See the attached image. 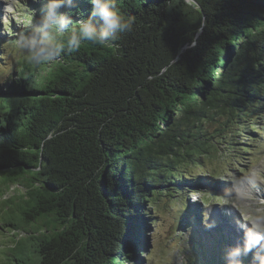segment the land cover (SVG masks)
<instances>
[{"label":"trees","instance_id":"16d2710c","mask_svg":"<svg viewBox=\"0 0 264 264\" xmlns=\"http://www.w3.org/2000/svg\"><path fill=\"white\" fill-rule=\"evenodd\" d=\"M197 4L118 0L134 25L111 46L85 42L13 80V67L6 71L0 177L4 194L19 195L1 210L11 216L12 250L37 241L36 261L17 264H142L160 202L178 204L188 225L201 203L193 194L230 192L203 170L221 144L207 126L228 117L221 134L235 115L239 131L225 143L240 154H254L248 142L264 138V0ZM90 11L77 0L71 14ZM241 256L240 264H264V251Z\"/></svg>","mask_w":264,"mask_h":264},{"label":"rangeland","instance_id":"374dc122","mask_svg":"<svg viewBox=\"0 0 264 264\" xmlns=\"http://www.w3.org/2000/svg\"><path fill=\"white\" fill-rule=\"evenodd\" d=\"M40 2L45 4L44 0H0V46L8 43L2 52L4 60L0 62V86L8 80L9 75L6 71L10 73V67L14 69L13 75L9 76L12 80L16 75L19 77L21 73H25V68L33 69V64L27 61L26 55L17 43L20 38L11 41L10 39L14 35H19L22 30L34 27L38 18L35 9ZM227 118L219 119L218 122L213 121L207 126L210 134L221 144L208 159L204 160L203 170L207 174L219 177L213 182L229 188L230 192L222 195L219 193L216 196H209L208 193L193 194L191 200L201 203L200 206L193 208L194 224L188 225L185 221L181 225L183 215L178 204L160 202L159 214L155 218L157 220L152 221L147 232L149 246L147 251H144L142 264H194L198 258L192 259L193 253L201 256L200 264L209 260V254L212 253L211 264H220V256L221 258L226 256L224 264H240L241 255L249 248L260 253L264 251V138L259 139L260 137L255 136L252 142H248L257 145L252 148L255 150L252 155L234 152L232 145L225 142L228 138L234 141L233 128L239 131L237 117L235 115L229 117L227 128L230 129L218 134L221 123ZM243 146L238 145L240 148ZM6 191L0 177V264H17L14 258L23 261L24 257L28 263H34L37 248L35 239L24 238L17 250L11 249L15 239L9 233L12 228L5 226L11 221V216L5 214L1 208L4 199L19 194L13 188L4 194ZM18 226L26 228L20 222ZM236 234L239 236L236 237ZM199 244L205 247L207 253L199 246L194 252L196 245ZM235 248L236 255H232ZM132 263L136 264L135 261Z\"/></svg>","mask_w":264,"mask_h":264},{"label":"clouds","instance_id":"9594fccd","mask_svg":"<svg viewBox=\"0 0 264 264\" xmlns=\"http://www.w3.org/2000/svg\"><path fill=\"white\" fill-rule=\"evenodd\" d=\"M87 2L91 6L90 13L74 20L71 13L77 0H46L32 30L17 42L30 64L52 63L66 51L77 52L85 42L111 46L119 34L133 30L134 18L121 11L118 0ZM185 3L198 10L197 0H185ZM195 43L193 37L192 45ZM53 136L49 133L48 139Z\"/></svg>","mask_w":264,"mask_h":264}]
</instances>
